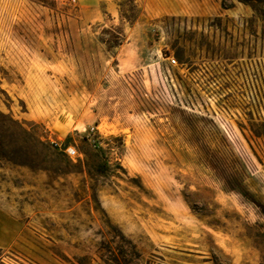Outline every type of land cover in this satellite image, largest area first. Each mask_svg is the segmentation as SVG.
Segmentation results:
<instances>
[{
  "label": "rangeland",
  "instance_id": "rangeland-1",
  "mask_svg": "<svg viewBox=\"0 0 264 264\" xmlns=\"http://www.w3.org/2000/svg\"><path fill=\"white\" fill-rule=\"evenodd\" d=\"M252 43L264 0H0V264H264V124L226 137L158 71Z\"/></svg>",
  "mask_w": 264,
  "mask_h": 264
},
{
  "label": "built area",
  "instance_id": "built-area-1",
  "mask_svg": "<svg viewBox=\"0 0 264 264\" xmlns=\"http://www.w3.org/2000/svg\"><path fill=\"white\" fill-rule=\"evenodd\" d=\"M160 57L158 71L171 106L212 121L231 139L243 126L264 124V52L253 43L232 59L205 53L186 62L173 54ZM51 144L72 160L83 159L76 146Z\"/></svg>",
  "mask_w": 264,
  "mask_h": 264
},
{
  "label": "crops",
  "instance_id": "crops-1",
  "mask_svg": "<svg viewBox=\"0 0 264 264\" xmlns=\"http://www.w3.org/2000/svg\"><path fill=\"white\" fill-rule=\"evenodd\" d=\"M21 226L8 211L0 208V248L7 249L18 243ZM41 264H62L55 259L43 260Z\"/></svg>",
  "mask_w": 264,
  "mask_h": 264
},
{
  "label": "bare ground",
  "instance_id": "bare-ground-1",
  "mask_svg": "<svg viewBox=\"0 0 264 264\" xmlns=\"http://www.w3.org/2000/svg\"><path fill=\"white\" fill-rule=\"evenodd\" d=\"M217 194V193H216ZM223 199V198H222ZM218 200V199H217ZM111 216V215H110ZM120 224V223H119ZM120 226V225H119ZM121 227V226H120Z\"/></svg>",
  "mask_w": 264,
  "mask_h": 264
},
{
  "label": "trees",
  "instance_id": "trees-1",
  "mask_svg": "<svg viewBox=\"0 0 264 264\" xmlns=\"http://www.w3.org/2000/svg\"><path fill=\"white\" fill-rule=\"evenodd\" d=\"M118 45L120 46V45H121V43H118Z\"/></svg>",
  "mask_w": 264,
  "mask_h": 264
}]
</instances>
